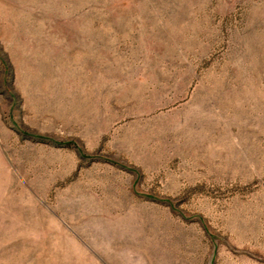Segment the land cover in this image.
Returning <instances> with one entry per match:
<instances>
[{
  "label": "rangeland",
  "instance_id": "rangeland-1",
  "mask_svg": "<svg viewBox=\"0 0 264 264\" xmlns=\"http://www.w3.org/2000/svg\"><path fill=\"white\" fill-rule=\"evenodd\" d=\"M0 264H264V0H0Z\"/></svg>",
  "mask_w": 264,
  "mask_h": 264
}]
</instances>
